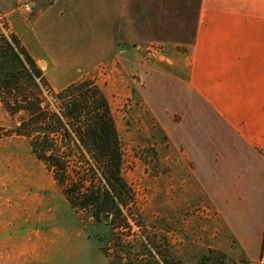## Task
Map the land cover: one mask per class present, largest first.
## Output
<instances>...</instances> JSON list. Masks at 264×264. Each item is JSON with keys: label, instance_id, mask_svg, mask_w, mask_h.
<instances>
[{"label": "crops", "instance_id": "crops-1", "mask_svg": "<svg viewBox=\"0 0 264 264\" xmlns=\"http://www.w3.org/2000/svg\"><path fill=\"white\" fill-rule=\"evenodd\" d=\"M41 2L31 0L30 9L17 10L0 0V9L50 85L60 90L89 77L105 93L103 85L110 84L140 101L193 162L195 176L245 255L260 260L264 0ZM12 17L28 28H17ZM185 20L188 31H177ZM154 43L164 45V53L145 59ZM4 216L0 209V264H36L47 255L39 251V232L21 242L7 237Z\"/></svg>", "mask_w": 264, "mask_h": 264}, {"label": "rangeland", "instance_id": "rangeland-1", "mask_svg": "<svg viewBox=\"0 0 264 264\" xmlns=\"http://www.w3.org/2000/svg\"><path fill=\"white\" fill-rule=\"evenodd\" d=\"M5 2L15 7L14 0ZM2 20L9 25L5 17ZM11 21L17 28H28L16 17ZM188 25V20L179 21L177 31H188ZM18 32L25 37L29 33ZM103 86L134 202L116 219L105 214L96 220L87 211H74L52 171L32 153L28 139L12 132L18 117L0 103L5 235L21 242L39 232V251L47 255L36 264H111L110 259L118 264H163V258L169 264H264V257L252 261L245 255L195 176L193 162L169 141L144 105L115 92L110 84ZM47 99L54 103L51 95Z\"/></svg>", "mask_w": 264, "mask_h": 264}, {"label": "trees", "instance_id": "trees-1", "mask_svg": "<svg viewBox=\"0 0 264 264\" xmlns=\"http://www.w3.org/2000/svg\"><path fill=\"white\" fill-rule=\"evenodd\" d=\"M0 103L18 117L12 132L28 139L32 153L52 171L74 211H87L96 220L105 214L116 219L134 202L122 172L121 139L103 89L94 79L84 78L55 90L1 12ZM101 249L107 255L106 248ZM163 262L169 264L166 258Z\"/></svg>", "mask_w": 264, "mask_h": 264}, {"label": "built area", "instance_id": "built-area-1", "mask_svg": "<svg viewBox=\"0 0 264 264\" xmlns=\"http://www.w3.org/2000/svg\"><path fill=\"white\" fill-rule=\"evenodd\" d=\"M15 8L17 10L30 9V0H14ZM165 51V46L160 43H154L149 45L146 50V57L148 59H155L160 57Z\"/></svg>", "mask_w": 264, "mask_h": 264}, {"label": "water", "instance_id": "water-1", "mask_svg": "<svg viewBox=\"0 0 264 264\" xmlns=\"http://www.w3.org/2000/svg\"><path fill=\"white\" fill-rule=\"evenodd\" d=\"M46 1V0H45Z\"/></svg>", "mask_w": 264, "mask_h": 264}]
</instances>
